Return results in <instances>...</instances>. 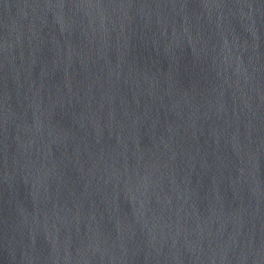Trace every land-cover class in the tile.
<instances>
[{
  "label": "water",
  "instance_id": "obj_1",
  "mask_svg": "<svg viewBox=\"0 0 264 264\" xmlns=\"http://www.w3.org/2000/svg\"><path fill=\"white\" fill-rule=\"evenodd\" d=\"M0 264H264V0H0Z\"/></svg>",
  "mask_w": 264,
  "mask_h": 264
}]
</instances>
